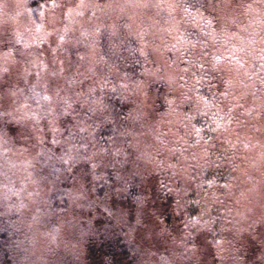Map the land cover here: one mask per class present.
Wrapping results in <instances>:
<instances>
[{
	"label": "rangeland",
	"instance_id": "obj_1",
	"mask_svg": "<svg viewBox=\"0 0 264 264\" xmlns=\"http://www.w3.org/2000/svg\"><path fill=\"white\" fill-rule=\"evenodd\" d=\"M55 3L0 0V227L22 263L104 264L108 244V264H264L262 0L191 16L179 0ZM210 17L217 34L187 33Z\"/></svg>",
	"mask_w": 264,
	"mask_h": 264
},
{
	"label": "trees",
	"instance_id": "obj_2",
	"mask_svg": "<svg viewBox=\"0 0 264 264\" xmlns=\"http://www.w3.org/2000/svg\"><path fill=\"white\" fill-rule=\"evenodd\" d=\"M181 3H182V6L184 8H187L188 9V12H187V15L188 16H191L190 14L195 12V10L200 7V8H203L206 6V4L208 3L209 0H179ZM259 7V5H258ZM194 23V22H193ZM191 28L189 27H186L187 28V33L188 34H191L192 38L194 37L195 38V35L198 33L200 35H210L211 33H215L217 34L216 32V28L213 27L212 23L211 25H208V24H205L200 26V25H195L194 24H190ZM224 35H225V40H227V34L223 31ZM236 33V31H235ZM242 34V32L240 33H236L235 35H237V47H239V42H240V35ZM221 36V37H220ZM219 38L216 39V45H219L222 41H224V39L222 38L223 36L220 34ZM197 38V37H196ZM233 39L236 38V36H232ZM239 39V40H238ZM250 40L252 41V38H250ZM243 41V40H241ZM211 54V53H210ZM212 62V61H211ZM209 64V63H208ZM260 64L259 63H254L252 64V67L254 69H259L258 66ZM209 68V72H211V69L210 67L208 66ZM256 71V70H255ZM255 77L257 78V80L259 79V76L258 75H255ZM249 80H245V84L248 82ZM239 83V82H238ZM252 87V94L253 96L256 95L258 89H260V86L258 84L256 85H253V86H249V89ZM225 89H223L222 91H224ZM115 93H109L108 94V101L111 102V104L114 106V108L116 109V112L120 113V114H124L125 111H126V107L123 106V105H120V102L118 103H115L113 101V98L112 96H114ZM207 96L208 98L211 97V93L207 92ZM217 96V94H216ZM241 101V99H240ZM159 103L161 104L162 103V100L160 101L159 100ZM190 103V102H188ZM220 106V105H218ZM242 108H238L237 110L238 111H241ZM226 111H232L231 108H228L226 107ZM172 112V111H171ZM234 112V111H233ZM242 112V111H241ZM173 113V112H172ZM227 113V112H226ZM228 114V113H227ZM229 117L231 118V121L234 120V116L232 114L227 116L226 118V121L229 119ZM233 122V121H232ZM194 124L196 127H205L206 125V120L204 118H199V119H196L194 121ZM210 125V122L208 123V126ZM233 128V124L230 125V129ZM99 141L100 142H103V143H106L108 142V135L106 132H103L102 134H99ZM179 141H174L172 142V147H174L175 149H177V146H174L176 144H178ZM99 145H103L102 143H100ZM215 150V149H214ZM213 152L212 149H209L208 150V154L207 157H206V161L209 162V164H211V167H208V172L209 174L211 173L212 174V179H216L218 180L219 182H221V188L220 189H224L225 185L230 183L232 181V176L234 174H232L229 170H228V166L227 164H221V165H216V166H213L210 159L212 158V156L210 155V152ZM216 151V150H215ZM224 160H225V157H222ZM232 177V178H231ZM12 219H14V214L10 215L8 217V222H11ZM10 236H11V232L9 231V228L8 227H0V264H24V262L22 263L23 261V250L17 248V242H16V245H15V250H14V247L12 248L11 247V244H9V240H10ZM108 237V236H106ZM100 239H105V237H102ZM111 239V238H110ZM113 247H110L108 244H105L103 245V248L100 249V251H105L107 254H105V258L106 259H109L106 263L104 264H108L109 261H111L112 257L114 256V251L112 250ZM106 249V250H105ZM116 251V250H115ZM16 256V257H15ZM12 257V258H11ZM14 257V259H13ZM66 257H63V262L66 263ZM100 264V263H99Z\"/></svg>",
	"mask_w": 264,
	"mask_h": 264
},
{
	"label": "snow or ice",
	"instance_id": "obj_3",
	"mask_svg": "<svg viewBox=\"0 0 264 264\" xmlns=\"http://www.w3.org/2000/svg\"><path fill=\"white\" fill-rule=\"evenodd\" d=\"M230 3H231V0H215V2H213V3L206 4V7L209 8V9H211L213 12H216L217 10H221V9H224V8L229 7ZM57 6L58 5L55 3V0H52V7L55 8ZM82 6H83V0H81V4L78 5V7H82ZM248 7L250 8V5H248ZM69 11H71V9H69ZM184 11L187 14L188 9L185 8ZM201 18L204 19L203 17H201ZM214 19H215V17H210V18H208V19L205 20V23L208 24V25H211V23L213 22ZM41 27H42V25H38L37 26V30H39ZM220 59H221V57H219V56L215 57V60L217 62H219ZM221 95L227 96L228 93L227 92H224ZM45 99H48V97H45ZM201 99H205V98L201 97ZM167 103L169 104V106L173 105L174 104V99L168 100ZM206 103L207 104H210L211 102L210 101H206ZM104 107H106V106H104ZM106 119H108V117H106ZM231 122L232 121H231V118L230 117H229V119L227 121H224V123H231ZM220 126H221L220 123H217V127H220ZM84 130L85 129L81 128V131H84ZM196 135L197 136L200 135V130L199 129H196ZM101 151H106V150H103L102 149ZM114 151H115V154L117 156L120 155V151H121L120 149H115ZM68 158H69V160L72 159L71 156H69ZM61 159H63V157H61ZM85 159H88V158H85ZM92 167L93 168L97 167V164L94 163L92 165ZM69 171H70V169H69ZM207 183L209 184V186H211V184L213 183V181H207ZM225 187H227V186H225ZM203 215H204V213H201L200 214V217L202 218ZM189 220L193 224H201L202 227H210V224H209L208 221H202V219H198L196 217H190ZM137 223H140V220L139 219H137ZM186 227H187V225H186Z\"/></svg>",
	"mask_w": 264,
	"mask_h": 264
},
{
	"label": "clouds",
	"instance_id": "obj_4",
	"mask_svg": "<svg viewBox=\"0 0 264 264\" xmlns=\"http://www.w3.org/2000/svg\"><path fill=\"white\" fill-rule=\"evenodd\" d=\"M252 7H253V6L250 5V8H252ZM260 8H261V9H264V0H262V3H261V5H260ZM4 115H10V114H9V113H5ZM45 115H47V113H45ZM14 118H15V117H14ZM23 118H27V116H25V117H23ZM15 119H22V118H15ZM5 143H7V141H5ZM245 147H247V145H245ZM4 151H5V152H9V151H11V149L8 148V147H6V148L4 149ZM258 193H259V189L256 188V187H253L252 189H249V190H248V195H249V196H255V195H257ZM252 211H253L252 208H246V212L251 213ZM238 215L240 216V218H241L242 220L248 218V217L245 215L244 212L238 213ZM238 222H239V221H237V223H238ZM209 223H210V222H209ZM185 251H187V249H185ZM178 259H187V257H185L182 253H181V254H178V255H175V256L172 257L171 260H169V264H177ZM153 264H160V262H159L158 260H157V261H153Z\"/></svg>",
	"mask_w": 264,
	"mask_h": 264
}]
</instances>
